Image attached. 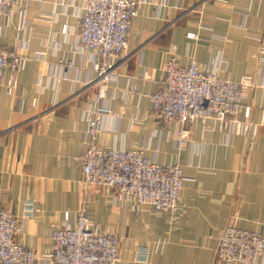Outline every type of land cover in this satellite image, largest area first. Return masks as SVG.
I'll use <instances>...</instances> for the list:
<instances>
[{"label": "crops", "instance_id": "0c3cea01", "mask_svg": "<svg viewBox=\"0 0 264 264\" xmlns=\"http://www.w3.org/2000/svg\"><path fill=\"white\" fill-rule=\"evenodd\" d=\"M84 3L25 0L20 31L16 16L0 15V46L24 57L21 70L7 69L0 84V207L20 219L17 240L39 253L51 250L52 232L66 224L65 213L74 224L85 202L87 216L120 237L118 264H223L216 249L225 226L264 234V129L192 121L180 138L179 127L159 117L149 94L168 57L184 65L196 59L225 78L251 76L243 103L251 106V122L260 123L264 0L138 2L97 142L179 164L186 179L174 210L119 197L116 188L92 187L86 195L81 188L97 60L79 43L76 15ZM14 77L18 85L8 92Z\"/></svg>", "mask_w": 264, "mask_h": 264}, {"label": "built area", "instance_id": "2783aa9c", "mask_svg": "<svg viewBox=\"0 0 264 264\" xmlns=\"http://www.w3.org/2000/svg\"><path fill=\"white\" fill-rule=\"evenodd\" d=\"M24 1L0 0V15L16 16L19 31L26 24ZM138 2L85 0L76 15L81 47L97 54L94 106L89 109L88 146L81 155L80 184L85 195L92 187L105 186L116 188L119 197L126 196L158 210H174L186 179L179 164L159 162L147 157L141 149L100 146L97 142L103 116L110 112L104 101L110 95L109 85L117 79L118 61L128 51ZM23 63L24 57L15 49L0 46V84L7 69L18 73ZM164 71L157 89L149 96L159 117L179 127L180 138L185 136V125L192 121L213 120L221 126L238 127L248 123L253 133L264 129V117L260 123H252L251 106L243 103L245 90L253 84L251 76L239 80L225 78L217 68L202 67L196 59L184 65L174 56L164 61ZM17 85L16 77L11 78L7 82L8 92ZM85 205L84 202L77 212L74 224L69 223V213H65L66 224L53 230L52 249L43 253L17 240L20 219L0 207V264H37L40 259H50L55 264H118L120 237L110 229L102 231L87 216ZM27 211L31 213L32 207L28 206ZM140 256L145 260L147 253L142 251ZM216 259L223 264H261L264 234L228 224L220 234Z\"/></svg>", "mask_w": 264, "mask_h": 264}]
</instances>
